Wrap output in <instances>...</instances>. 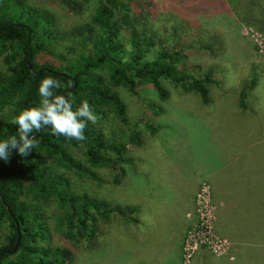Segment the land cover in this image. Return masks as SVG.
<instances>
[{
    "label": "trees",
    "instance_id": "trees-1",
    "mask_svg": "<svg viewBox=\"0 0 264 264\" xmlns=\"http://www.w3.org/2000/svg\"><path fill=\"white\" fill-rule=\"evenodd\" d=\"M217 1L219 6L229 7L242 23L264 32V0ZM59 2L77 12L91 4V12L86 20L64 28L51 11L27 0H0V140L18 136V126L11 121L21 110L39 105V84L48 76L64 85L55 91L74 98V109L87 100L98 121L111 115L127 132L121 129L106 135L98 121L95 125L87 122L88 139L77 142L53 134L49 127L34 133L37 146L27 156L11 150L8 161L0 159V227L5 228L0 239V264H67L71 251L48 243L46 204L56 211L57 232L74 243L93 240L99 222L113 215L136 222L130 204L76 191L64 174V170H71L97 184L119 183L124 175L120 163L130 161L127 142L141 143L139 131L134 129L136 121L129 118L119 88L131 95L137 94L139 85L153 89L155 99L143 102L140 115L144 128L153 134L159 125L149 119L165 111L169 97L166 82L195 93L203 104L209 102V86L216 82L210 68L188 61L182 17L165 16L160 31L153 27V18L159 15L154 0ZM200 46L210 49L206 44ZM255 76L238 90L241 109L245 108L247 91L256 83ZM256 165L260 167L257 160ZM100 168L109 170V180L98 176L96 169ZM258 177L247 185L249 198L264 194V172ZM253 220L256 230H262L263 220L258 215ZM256 230L252 233L257 237L264 233ZM17 238V249L11 252Z\"/></svg>",
    "mask_w": 264,
    "mask_h": 264
},
{
    "label": "rangeland",
    "instance_id": "rangeland-1",
    "mask_svg": "<svg viewBox=\"0 0 264 264\" xmlns=\"http://www.w3.org/2000/svg\"><path fill=\"white\" fill-rule=\"evenodd\" d=\"M154 1L159 15L153 18V27L160 31L165 16L182 17L188 61L211 69L216 82L209 86V102L203 104L195 93L166 82L169 97L165 111L149 119L159 125L151 134L140 115L143 102L155 99L153 89L139 85L137 94L131 95L119 88L141 139L140 145L127 142L130 161L120 163L124 175L119 183L97 184L71 170H64V174L76 191L130 204L136 222L113 215L99 222L93 240L74 243L57 232L56 211L46 204L48 243L71 251L67 264H264L263 244L233 242L220 226L221 209L210 184L213 172L224 170L226 164H250L254 173L247 175L249 180L264 172V32L242 23L217 0ZM27 2L51 11L64 28L86 20L91 12V4L77 12L59 0ZM203 44L210 49L200 46ZM253 74L256 83L247 91L245 108L241 109L238 90ZM98 122L106 135L121 129L127 132L111 115ZM73 151L83 160L77 150ZM96 172L100 178H111L107 168ZM224 177H229L227 170ZM4 232V226L0 227V239Z\"/></svg>",
    "mask_w": 264,
    "mask_h": 264
},
{
    "label": "clouds",
    "instance_id": "clouds-1",
    "mask_svg": "<svg viewBox=\"0 0 264 264\" xmlns=\"http://www.w3.org/2000/svg\"><path fill=\"white\" fill-rule=\"evenodd\" d=\"M62 87L64 85L51 76L40 82L39 105L21 110L11 121L18 126V136L0 140V159L8 161L11 150H17L19 155L27 156L37 146L34 133L49 127L53 134L64 136L68 140L87 141V122L95 125L98 117L87 100L81 101L74 109V98L56 93L55 90Z\"/></svg>",
    "mask_w": 264,
    "mask_h": 264
},
{
    "label": "crops",
    "instance_id": "crops-1",
    "mask_svg": "<svg viewBox=\"0 0 264 264\" xmlns=\"http://www.w3.org/2000/svg\"><path fill=\"white\" fill-rule=\"evenodd\" d=\"M247 163H240V166H232L226 164L219 168L216 172H213L210 178L211 191L213 199L218 203L220 214L219 224L224 226L229 233V238L238 244L248 245H264V194L248 197L247 186L252 180H249L248 176L253 175L254 171L249 169ZM227 170L229 177L222 178L223 173ZM259 178V177H258ZM241 185L242 188L237 190ZM257 185V184H255ZM245 187V188H244ZM256 188V186H254ZM247 193V194H246ZM259 201L260 204H256ZM258 215L262 222V235L259 237L254 235L253 229L256 230L255 221L253 217ZM260 232L258 229L256 230Z\"/></svg>",
    "mask_w": 264,
    "mask_h": 264
},
{
    "label": "water",
    "instance_id": "water-1",
    "mask_svg": "<svg viewBox=\"0 0 264 264\" xmlns=\"http://www.w3.org/2000/svg\"><path fill=\"white\" fill-rule=\"evenodd\" d=\"M14 167V165H13ZM17 246H18V238H17V241H16V244L14 245V247L11 249V252L15 251L17 249Z\"/></svg>",
    "mask_w": 264,
    "mask_h": 264
}]
</instances>
